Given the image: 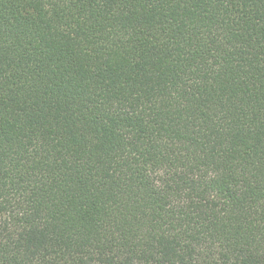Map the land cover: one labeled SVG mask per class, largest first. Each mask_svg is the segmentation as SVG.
I'll list each match as a JSON object with an SVG mask.
<instances>
[{
    "label": "trees",
    "instance_id": "16d2710c",
    "mask_svg": "<svg viewBox=\"0 0 264 264\" xmlns=\"http://www.w3.org/2000/svg\"><path fill=\"white\" fill-rule=\"evenodd\" d=\"M0 264H264V0H0Z\"/></svg>",
    "mask_w": 264,
    "mask_h": 264
}]
</instances>
